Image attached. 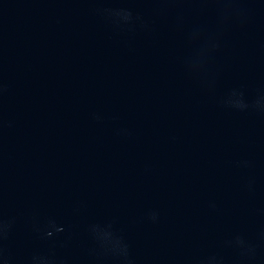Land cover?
<instances>
[{"label": "water", "instance_id": "water-1", "mask_svg": "<svg viewBox=\"0 0 264 264\" xmlns=\"http://www.w3.org/2000/svg\"><path fill=\"white\" fill-rule=\"evenodd\" d=\"M0 264H264V0H0Z\"/></svg>", "mask_w": 264, "mask_h": 264}]
</instances>
